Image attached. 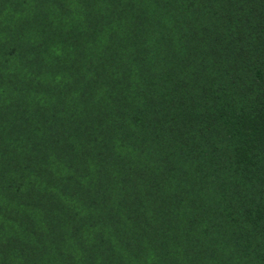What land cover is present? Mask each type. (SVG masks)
<instances>
[{
    "label": "trees",
    "instance_id": "obj_1",
    "mask_svg": "<svg viewBox=\"0 0 264 264\" xmlns=\"http://www.w3.org/2000/svg\"><path fill=\"white\" fill-rule=\"evenodd\" d=\"M0 264H264V0H0Z\"/></svg>",
    "mask_w": 264,
    "mask_h": 264
}]
</instances>
